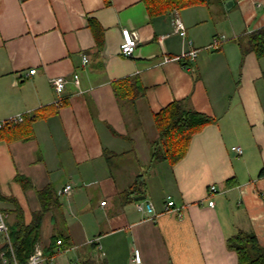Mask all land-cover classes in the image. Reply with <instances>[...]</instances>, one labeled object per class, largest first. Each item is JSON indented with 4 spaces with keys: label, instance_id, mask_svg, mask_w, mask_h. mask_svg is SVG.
Listing matches in <instances>:
<instances>
[{
    "label": "crops",
    "instance_id": "1",
    "mask_svg": "<svg viewBox=\"0 0 264 264\" xmlns=\"http://www.w3.org/2000/svg\"><path fill=\"white\" fill-rule=\"evenodd\" d=\"M177 15L186 38L144 0H0V118L26 113L0 131V195L15 202L0 210L8 228L14 204L25 225L41 215L43 264H237L226 241L238 232L264 246V55L250 43L264 0H205ZM124 29L137 35L129 57ZM216 36L225 41L210 50ZM189 42L197 58L176 60ZM74 74L79 87L70 81L57 106L50 80ZM131 78L143 95L117 97ZM180 100L215 122L174 166L151 163L154 115ZM169 198L180 214L165 212Z\"/></svg>",
    "mask_w": 264,
    "mask_h": 264
},
{
    "label": "trees",
    "instance_id": "2",
    "mask_svg": "<svg viewBox=\"0 0 264 264\" xmlns=\"http://www.w3.org/2000/svg\"><path fill=\"white\" fill-rule=\"evenodd\" d=\"M204 2L205 0H144L151 15H170L174 11ZM89 26L95 32L97 27L95 22L89 20ZM250 43L257 56L264 55V30L253 34L250 37ZM120 85L122 93H117V97L131 96V99L134 100L137 95L135 90L141 91V95L144 93L137 78L122 80ZM214 122V119L189 108L183 100L171 102L154 115L158 138L152 146L151 163L166 162L170 166H174L185 157L192 137L205 126ZM16 181L22 186H26L24 178L16 177ZM226 184L233 185L230 181H227ZM39 196H45V192H40ZM0 200L15 203L12 199L4 198L1 195ZM14 213L16 222L9 227L8 231L12 253L8 244H5L0 251V264H3V258L6 260L5 264H13L12 254L18 264H25L38 241L41 215L35 216L29 225H25L17 204H14ZM226 247L235 252L237 264H264V246L259 245L253 234L238 232L237 235L227 239ZM44 256L48 257L45 252Z\"/></svg>",
    "mask_w": 264,
    "mask_h": 264
},
{
    "label": "built area",
    "instance_id": "3",
    "mask_svg": "<svg viewBox=\"0 0 264 264\" xmlns=\"http://www.w3.org/2000/svg\"><path fill=\"white\" fill-rule=\"evenodd\" d=\"M173 18H172V25H173V32L177 34L180 38H186V28L183 25L182 21L177 15V11H174L171 13ZM122 36V46H121V54L125 57L131 56L136 47H137V35L134 32H131L127 29L122 30L121 32ZM225 41V38L222 36H216L212 39L211 44L208 46L210 50H218L221 42ZM189 50L183 52L179 57L176 58L178 61H184L187 60L189 62L194 61L197 58L198 55V50L194 49L191 47V42H189ZM168 60V58H166ZM34 70H31L29 73L34 74ZM72 82L76 87H79V77L78 75L74 74L72 75L71 79L66 78L65 76H58L55 78H52L50 80V85L52 87L53 92L57 96V99L55 101V104L57 106H61L63 102V93L65 90L66 85L69 82ZM29 115L30 112H28ZM26 113H20L16 114L13 116H9L7 118H0V130H3L5 128H9L12 126H15L17 124H20L24 121ZM232 151L237 153L238 155H242L243 151L239 147H233ZM72 192V186L67 185L60 190L57 191L58 196H64V195H69ZM216 192V187L211 186L209 188L208 194H212ZM104 205V203H102ZM209 206L213 205V202L208 203ZM136 208L138 211L146 212L147 216L152 219L154 214V208L151 203H136ZM165 212L167 213H175V214H180L181 209L175 207V204L170 198L167 200L165 203L164 207ZM8 231L9 228L6 224V215L0 210V234L3 235L5 239V243L8 244L10 252L12 253L11 247H10V241H9V236H8ZM61 242L57 241V245L60 246ZM2 256V255H1ZM13 264H18L16 260L13 257ZM136 260V259H135ZM3 261L6 262V260L3 258ZM46 261V257L44 256L43 249L39 244L34 245V249L32 254L29 256L25 264H43ZM139 261H137L138 263Z\"/></svg>",
    "mask_w": 264,
    "mask_h": 264
},
{
    "label": "water",
    "instance_id": "4",
    "mask_svg": "<svg viewBox=\"0 0 264 264\" xmlns=\"http://www.w3.org/2000/svg\"><path fill=\"white\" fill-rule=\"evenodd\" d=\"M144 200V197H136L135 198V201L137 202V201H143Z\"/></svg>",
    "mask_w": 264,
    "mask_h": 264
}]
</instances>
